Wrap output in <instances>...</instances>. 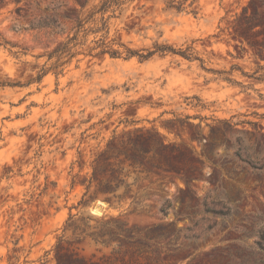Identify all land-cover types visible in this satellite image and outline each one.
I'll list each match as a JSON object with an SVG mask.
<instances>
[{
  "label": "rangeland",
  "instance_id": "374dc122",
  "mask_svg": "<svg viewBox=\"0 0 264 264\" xmlns=\"http://www.w3.org/2000/svg\"><path fill=\"white\" fill-rule=\"evenodd\" d=\"M50 1L21 0L18 6L22 14L36 13ZM64 1L74 7L73 0ZM97 1L89 0L88 7ZM166 1H130L110 21V35L134 49L154 41L182 50L190 46L202 64L180 56L140 62L79 55L62 74L49 70L40 82L28 84L46 64V57L37 58L45 49L33 32L11 29L23 24L16 19L17 5L0 0V82L17 84L0 86V264H55L59 241L79 257L103 264H144L147 256L157 264H264L257 245L264 247V150L261 169L255 170L225 151L217 137L208 150L217 168L205 162L202 177L188 184L170 173L137 174L125 165L122 176L130 191L111 204L102 187L90 182L93 158L112 137L135 129L154 131L165 143L200 156L208 147L191 134L209 140L206 124L226 119L237 124L234 135L249 134L250 151L264 148V80L242 75L264 79V52L260 57L240 42L233 28L250 0H195V15L164 11ZM253 8L264 24V0H253ZM232 67L225 76L243 86L207 71ZM187 122L200 127L192 130ZM247 122H255L256 129ZM186 188L199 202L220 201L230 212L221 218L194 206V220L215 222L196 239L187 237L183 228L190 220L179 215L180 190ZM122 192L120 186L117 193ZM98 201L104 203L101 215L91 212ZM151 227L168 228L169 234L142 239L148 253L129 245L128 230L143 236Z\"/></svg>",
  "mask_w": 264,
  "mask_h": 264
},
{
  "label": "trees",
  "instance_id": "16d2710c",
  "mask_svg": "<svg viewBox=\"0 0 264 264\" xmlns=\"http://www.w3.org/2000/svg\"><path fill=\"white\" fill-rule=\"evenodd\" d=\"M13 1L17 5L14 9L16 19L23 21V24L13 23L11 29L13 31L33 32L35 42L45 49L44 53L37 58L46 57V64L49 63V67L46 68V64H44L28 84L40 82L49 70H58L56 75L62 74L66 65L79 55L92 59L106 56L111 59L124 60L136 58L140 62H146L154 57L180 56L187 61L198 60L201 64L203 63L190 46L182 50L175 49L165 42L154 41L149 47L134 49L130 48L129 44L121 39H116L115 35L111 36L110 21L118 19L124 11V6L132 0H98L89 7V0H73L74 7H70L64 0H51L38 12L33 13L26 9L24 14H22L23 8L18 6L21 0ZM187 1L167 0L164 11H172L176 14L186 12L195 15L196 11L193 9L195 0H191L188 4ZM248 7L253 8V0L249 1V5L244 7L240 16L234 20V37L242 43L245 42L262 57L264 52V24L256 18L257 12L254 8L251 13H248ZM66 21L70 22L69 26L66 25ZM127 31L130 33V30ZM50 47L51 49H49ZM233 70L234 67L227 72L207 71L219 75L228 83L243 86L225 76L231 75ZM242 75L256 81L264 80L261 76L255 77V73L250 75L242 73ZM15 85L17 84L0 82V86ZM193 98L200 103L199 98ZM197 105L204 108L203 104ZM189 119V116L184 117V120L188 121ZM199 119L201 121L207 120L205 117H199ZM212 122V124H206L209 128V140L204 135L191 134V140H197L208 147L207 150L202 149L200 156L187 147L165 143L154 131L135 129L125 137L117 138L114 136L107 142L105 148L93 158L90 182L91 180L96 181L98 186L102 187L103 190H100V193L104 195V201L111 204L114 199L119 201L125 193L130 191L129 184L125 181L127 175L122 176L125 165L137 174L148 173L150 169H155L178 176L185 184L197 181L202 177L205 162L213 168H217V164L210 160L208 154V150H210L213 141L217 137H219V144L224 147L225 151L232 150V154L237 160L246 163L252 169H261L257 165L264 148H260L257 143L259 149L256 152L250 151L251 137L248 133H244V136L234 135L232 129L237 124L232 123L230 120L213 119ZM247 123L254 128L257 126L255 122ZM187 124L192 130L200 127V125H194L190 122H187ZM120 186H123V192L118 194ZM88 187L86 186V188ZM180 195L182 197H179L178 200L179 215L190 220V224L183 228L189 238L196 239L202 233L211 230L215 225L214 221L210 224L209 219L203 217L194 220L195 215H197L191 211L194 206L200 204L203 207L204 214L217 215L221 218L227 217L230 213L229 209L222 205L220 201L211 200L208 202L205 198L202 202H199L188 188L181 189ZM214 205L220 208H213ZM169 207L170 204H166L161 211L166 213ZM200 222H204V226H200ZM167 230L168 228L165 227H151L144 232L143 236L139 232L128 230L126 238L130 241L128 242L129 245L135 248L136 251L148 253L151 249L142 242V239L158 240L165 238L169 234ZM180 230L182 229H178V231ZM197 230L199 233H197ZM257 245H260V251H264V247L259 242ZM54 250L55 264H103L79 257L65 247L61 241L57 243ZM157 263L156 260H152L147 256L144 264Z\"/></svg>",
  "mask_w": 264,
  "mask_h": 264
},
{
  "label": "bare ground",
  "instance_id": "6f19581e",
  "mask_svg": "<svg viewBox=\"0 0 264 264\" xmlns=\"http://www.w3.org/2000/svg\"><path fill=\"white\" fill-rule=\"evenodd\" d=\"M98 206L102 207V206H104V204L98 201L97 202V206L91 208V212L93 214H96V215H101L102 214V209L101 208H98Z\"/></svg>",
  "mask_w": 264,
  "mask_h": 264
},
{
  "label": "water",
  "instance_id": "95a60500",
  "mask_svg": "<svg viewBox=\"0 0 264 264\" xmlns=\"http://www.w3.org/2000/svg\"><path fill=\"white\" fill-rule=\"evenodd\" d=\"M99 202H101V201H99ZM101 203H103V202H101ZM103 204H104V203H103ZM96 206H97V204L94 205L93 207H96ZM93 207H92V208H93ZM98 208H102V207L98 206Z\"/></svg>",
  "mask_w": 264,
  "mask_h": 264
}]
</instances>
